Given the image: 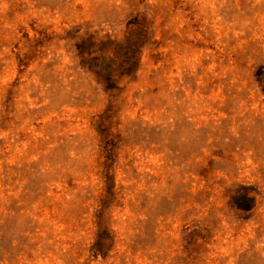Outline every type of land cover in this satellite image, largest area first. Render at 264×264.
I'll list each match as a JSON object with an SVG mask.
<instances>
[{"label": "rangeland", "instance_id": "374dc122", "mask_svg": "<svg viewBox=\"0 0 264 264\" xmlns=\"http://www.w3.org/2000/svg\"><path fill=\"white\" fill-rule=\"evenodd\" d=\"M0 264H264V0H0Z\"/></svg>", "mask_w": 264, "mask_h": 264}]
</instances>
